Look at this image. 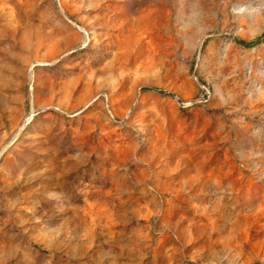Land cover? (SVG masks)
<instances>
[{
  "label": "rangeland",
  "instance_id": "obj_1",
  "mask_svg": "<svg viewBox=\"0 0 264 264\" xmlns=\"http://www.w3.org/2000/svg\"><path fill=\"white\" fill-rule=\"evenodd\" d=\"M0 264H264V0H0Z\"/></svg>",
  "mask_w": 264,
  "mask_h": 264
}]
</instances>
